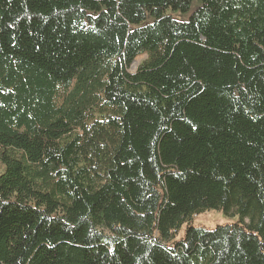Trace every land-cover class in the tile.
<instances>
[{"label":"trees","instance_id":"trees-1","mask_svg":"<svg viewBox=\"0 0 264 264\" xmlns=\"http://www.w3.org/2000/svg\"><path fill=\"white\" fill-rule=\"evenodd\" d=\"M192 2L0 0V264H264V0Z\"/></svg>","mask_w":264,"mask_h":264},{"label":"rangeland","instance_id":"rangeland-1","mask_svg":"<svg viewBox=\"0 0 264 264\" xmlns=\"http://www.w3.org/2000/svg\"><path fill=\"white\" fill-rule=\"evenodd\" d=\"M201 2L200 0H193L190 8L186 12L181 11H173V10H167L165 11V15L173 18L176 21L180 22H186L188 21L190 15L192 12H194L199 6ZM153 20L152 17H149L146 21L142 22L138 26H143L145 24L150 23ZM145 56L138 57L136 61L141 62L144 59ZM132 69V68H131ZM238 221V215H225L222 211L219 210H211L210 212H204L202 214H199L193 218L192 225L195 227H204L206 229H215L218 225H228V224H234ZM186 225L183 224L179 230L177 231V234L175 235V240L178 241L183 238L185 233Z\"/></svg>","mask_w":264,"mask_h":264},{"label":"water","instance_id":"water-1","mask_svg":"<svg viewBox=\"0 0 264 264\" xmlns=\"http://www.w3.org/2000/svg\"><path fill=\"white\" fill-rule=\"evenodd\" d=\"M145 58V57H144ZM140 63V62H139ZM139 65V64H138ZM138 65H135V61L133 62V64H132V70H136L137 69V67H138Z\"/></svg>","mask_w":264,"mask_h":264},{"label":"bare ground","instance_id":"bare-ground-1","mask_svg":"<svg viewBox=\"0 0 264 264\" xmlns=\"http://www.w3.org/2000/svg\"><path fill=\"white\" fill-rule=\"evenodd\" d=\"M138 64H139V62H138V61H136V62H135V65H138Z\"/></svg>","mask_w":264,"mask_h":264}]
</instances>
